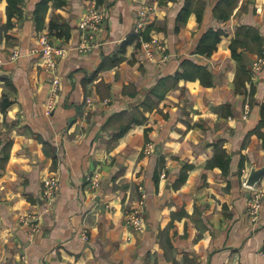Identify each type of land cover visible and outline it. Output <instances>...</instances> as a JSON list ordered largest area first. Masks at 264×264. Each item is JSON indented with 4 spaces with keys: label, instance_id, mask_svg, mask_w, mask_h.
<instances>
[{
    "label": "crops",
    "instance_id": "1",
    "mask_svg": "<svg viewBox=\"0 0 264 264\" xmlns=\"http://www.w3.org/2000/svg\"><path fill=\"white\" fill-rule=\"evenodd\" d=\"M39 1L22 0L6 29L7 0H0V264H264V196L253 221L244 184L251 166L264 162L256 133L264 64L252 69L263 51L264 0H239L226 21L214 17L215 0H207L203 22L191 12L178 29L183 0H48L38 27ZM143 4L152 6L146 31L166 42V61L157 54L148 60L136 41L120 49ZM94 5L104 14L98 44L80 51L78 23ZM240 25L257 27L263 38L261 46L249 40L239 48L250 74L246 90L255 88L252 102L233 81L229 43ZM209 27L224 30L216 50L194 53ZM41 32L65 47L54 73L33 53ZM184 58L206 65L213 83L179 79L143 111L142 123L113 137L119 123L105 127L110 117L139 104ZM49 175L57 190L42 213ZM256 186L264 190V177ZM141 191L143 226L134 230L125 210ZM36 213L40 229L29 238L21 219Z\"/></svg>",
    "mask_w": 264,
    "mask_h": 264
},
{
    "label": "trees",
    "instance_id": "2",
    "mask_svg": "<svg viewBox=\"0 0 264 264\" xmlns=\"http://www.w3.org/2000/svg\"><path fill=\"white\" fill-rule=\"evenodd\" d=\"M21 1L22 0H7V20L4 24V28L8 29L13 25L12 17L20 13L21 8L18 7V4L21 3ZM97 1L99 2L100 0ZM238 1L239 0H215L212 7V13L214 17H216L220 21H226L232 15L235 7L238 4ZM47 2L48 0H40L33 10V18L36 21L38 27L42 26L44 23ZM207 4V0H183V5L177 14V24L175 26V29H178V27L187 20L191 12H194L196 14V19L199 24H201L203 22ZM223 34L224 30L221 27H209L199 36L193 52L202 55L212 54L216 50L217 44ZM144 37L149 38L146 30L144 32ZM135 38V34H129L122 42L120 49H124V46L127 43L135 41ZM249 40H252L255 46L259 44L261 46L263 38L259 34V30L257 27L240 25L236 29L235 35L230 40L229 48L232 58L236 61V70L233 80L235 91H244L245 93H247L249 100L252 102L255 88L254 86H251L248 91L246 90L245 82L250 79V74L249 69L246 67L244 59L242 57L243 49L239 50L240 47L244 48ZM258 49L259 52L262 51L261 47H258ZM114 62L115 61H113L112 63ZM102 65L104 66L105 64L103 63ZM182 78L190 80L199 79V81L203 85H211L213 83L212 72L206 65L196 62L191 58H184L180 61L179 69L176 70L174 74L159 78L157 82L145 93L139 104L133 106L129 110L122 111L123 113L121 114L119 113L112 115L107 121L108 123L105 125V127H109L110 125H113L115 121H117L119 123L118 131L113 137H119L129 129L132 123H142L146 119L143 111L155 108L158 104V100L165 95L169 88L176 85L178 80ZM153 95L156 96L157 99L153 98ZM8 104L9 101L7 99H3L1 103V109L4 110L8 106ZM260 106L261 119L259 120L256 133L262 139V144L264 145V130H261V128L264 126V102H262ZM45 146H48L47 142H45ZM215 162L216 160L213 156L212 159L208 162V165H213ZM185 176L186 170L183 173L180 182L185 178Z\"/></svg>",
    "mask_w": 264,
    "mask_h": 264
},
{
    "label": "built area",
    "instance_id": "3",
    "mask_svg": "<svg viewBox=\"0 0 264 264\" xmlns=\"http://www.w3.org/2000/svg\"><path fill=\"white\" fill-rule=\"evenodd\" d=\"M142 15H147L148 10H142ZM104 14L103 12L95 7L92 6L87 9V12L83 16V18L79 21L78 27L81 31V41L77 48L80 51H87L92 49L98 44L97 41V34L99 30V25L103 22ZM143 17L141 15L137 16L136 23L133 27L132 33L138 37L140 41L144 38V32L146 27V22L143 21ZM142 46V50L144 51L148 60H155L156 54L160 55L158 61H164L169 57L167 53L166 46L161 42L155 39V36L145 40ZM38 46L34 47L33 53H38L41 56V61L39 64L46 70V71H53L56 63V58L61 56L65 48L60 45L59 43L51 42L49 36L46 32H41L38 36ZM263 55H260L252 65V69L257 70L264 64V44H263ZM19 55V51H14L13 57ZM54 82H57V79H54ZM90 101V99H89ZM151 147V145H150ZM91 181L93 178L87 177ZM251 188L252 194L247 197L248 200V213L251 215V219L253 221H257L260 214L261 209V201L264 195V190L260 189L256 186V184ZM57 190V181L55 177L48 176L43 179V187L40 192L42 204H43V211L42 213H47L51 210L53 199ZM142 190V189H141ZM145 196L146 193L141 191L139 197L137 198L136 204L133 206L127 207L125 210V222L134 230H138L143 226V218H142V208L145 204ZM42 213H36L32 215H26L22 217V223L26 225V232L27 236L31 238L39 229H40V219Z\"/></svg>",
    "mask_w": 264,
    "mask_h": 264
},
{
    "label": "rangeland",
    "instance_id": "4",
    "mask_svg": "<svg viewBox=\"0 0 264 264\" xmlns=\"http://www.w3.org/2000/svg\"><path fill=\"white\" fill-rule=\"evenodd\" d=\"M143 3V2H142ZM95 7H97V8H99L98 6H95ZM151 8H152V6L151 5H148V4H143V6H141L139 9H138V13L137 14H139V16L141 15V17H143V21H145L146 22V27H145V30H146V28H147V24H148V19H149V15H150V11H151ZM142 10H148V14L147 15H142V14H140L141 13V11ZM138 16V15H137ZM83 18V17H82ZM81 18V19H82ZM80 19V20H81ZM79 20V21H80ZM103 23V22H102ZM102 23L99 25V30L101 29V27H102ZM99 30H98V32H99ZM39 35H40V33H39ZM38 35V36H39ZM152 36H154V35H150L149 36V38H152ZM149 38H143V40L142 41H140L139 40V38L137 37V38H135V41L137 42V44L138 45H143L144 44V42H146L145 40H148ZM38 39V38H37ZM80 39H81V35H80ZM155 39L159 42V41H161L165 46H166V42L163 40V39H161L160 40V38L158 37V36H155ZM81 41V40H80ZM58 44V43H57ZM39 45V44H38ZM64 47V46H63ZM141 47V49H142V46H140ZM65 48V47H64ZM262 50H263V48H262ZM143 51V50H142ZM143 53H144V51H143ZM262 53H263V51H262ZM65 54V51H64V53L62 54V55H64ZM145 54V53H144ZM39 55V54H38ZM61 55V56H62ZM261 55H263V54H261ZM61 56H58L57 58H56V63H55V67H54V70L53 71H50V72H55V69H56V66H57V62H58V58L59 57H61ZM146 56V55H145ZM41 61V56H40V59H39V62ZM57 79V77H56V75H55V77L53 78V80H52V83H53V85H54V87L57 85V83H58V79H57V82L55 83L54 82V79ZM244 184H245V181H244ZM246 185V184H245ZM247 186V185H246ZM250 190V192H249V194H248V197H249V195H251L252 194V191H251V188H250V186H247ZM264 196V195H263ZM263 198V197H262ZM248 198H247V200H246V211H247V214L249 215V213H248ZM262 202V201H261ZM260 215V214H259ZM249 217H250V219H251V215H249ZM258 220H259V218H258Z\"/></svg>",
    "mask_w": 264,
    "mask_h": 264
},
{
    "label": "water",
    "instance_id": "5",
    "mask_svg": "<svg viewBox=\"0 0 264 264\" xmlns=\"http://www.w3.org/2000/svg\"><path fill=\"white\" fill-rule=\"evenodd\" d=\"M140 2H143L144 0H137ZM0 75H5V71L0 69ZM264 177V162L257 166L256 164H253L249 170V173L245 179V184L247 186H254L261 178Z\"/></svg>",
    "mask_w": 264,
    "mask_h": 264
}]
</instances>
